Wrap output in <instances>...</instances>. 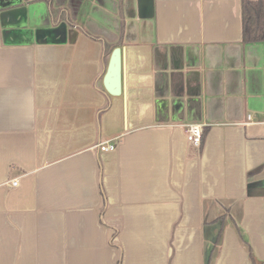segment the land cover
Wrapping results in <instances>:
<instances>
[{"label":"crops","instance_id":"1","mask_svg":"<svg viewBox=\"0 0 264 264\" xmlns=\"http://www.w3.org/2000/svg\"><path fill=\"white\" fill-rule=\"evenodd\" d=\"M242 1L0 0V264L264 262V41Z\"/></svg>","mask_w":264,"mask_h":264},{"label":"trees","instance_id":"2","mask_svg":"<svg viewBox=\"0 0 264 264\" xmlns=\"http://www.w3.org/2000/svg\"><path fill=\"white\" fill-rule=\"evenodd\" d=\"M241 17L243 40L245 42L264 41V0H243Z\"/></svg>","mask_w":264,"mask_h":264},{"label":"water","instance_id":"3","mask_svg":"<svg viewBox=\"0 0 264 264\" xmlns=\"http://www.w3.org/2000/svg\"><path fill=\"white\" fill-rule=\"evenodd\" d=\"M122 82V59L120 48L113 49L106 73L103 77V85L106 91L111 95H118L121 91Z\"/></svg>","mask_w":264,"mask_h":264},{"label":"built area","instance_id":"4","mask_svg":"<svg viewBox=\"0 0 264 264\" xmlns=\"http://www.w3.org/2000/svg\"><path fill=\"white\" fill-rule=\"evenodd\" d=\"M185 131L187 140L193 145L199 146L202 138V126L199 124H188ZM97 147L100 151H112L115 149V145L110 141L100 142ZM12 183L15 185L16 181Z\"/></svg>","mask_w":264,"mask_h":264}]
</instances>
